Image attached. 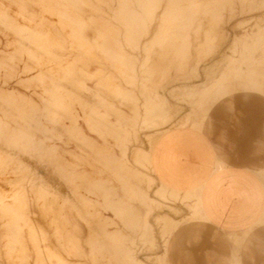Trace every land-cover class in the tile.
<instances>
[{
    "label": "rangeland",
    "instance_id": "rangeland-1",
    "mask_svg": "<svg viewBox=\"0 0 264 264\" xmlns=\"http://www.w3.org/2000/svg\"><path fill=\"white\" fill-rule=\"evenodd\" d=\"M230 99L263 146L264 0H0V264H170L159 136Z\"/></svg>",
    "mask_w": 264,
    "mask_h": 264
},
{
    "label": "crops",
    "instance_id": "crops-1",
    "mask_svg": "<svg viewBox=\"0 0 264 264\" xmlns=\"http://www.w3.org/2000/svg\"><path fill=\"white\" fill-rule=\"evenodd\" d=\"M221 103L202 130L174 127L159 136L157 175L182 193L200 187L208 217L173 238L166 249L170 264H264V190L256 174L264 164L261 109Z\"/></svg>",
    "mask_w": 264,
    "mask_h": 264
}]
</instances>
